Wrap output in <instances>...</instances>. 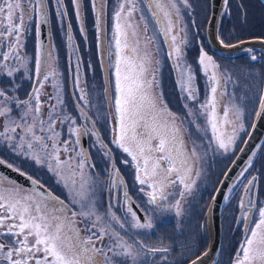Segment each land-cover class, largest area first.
Segmentation results:
<instances>
[{
  "label": "rangeland",
  "instance_id": "374dc122",
  "mask_svg": "<svg viewBox=\"0 0 264 264\" xmlns=\"http://www.w3.org/2000/svg\"><path fill=\"white\" fill-rule=\"evenodd\" d=\"M97 1L94 15L89 0V18L83 7L79 10L78 0H0V159L53 196L44 199L0 177V264H186L209 246L208 206L253 124L264 94V59L250 64L257 57L254 49L247 52L250 62L241 66L209 58L206 67L211 73L206 71L205 90L187 68L188 43L191 52L197 49L194 36L187 41L186 29L205 30L209 0H163L165 12L177 17L179 35L180 27L185 29L179 38H172L169 29L174 23L165 20L162 12L163 31L176 48L173 70L178 86L175 91L173 82L170 88L168 79L164 90L176 94V109H163L173 115L185 137L183 149L194 169L178 210H170L171 203H160L159 209L151 203H135L145 216L141 222L127 203L120 213V203H107L105 195L111 155L116 165L129 170V188L152 190L150 184L154 189L153 180L143 181L145 165L138 155V141L126 140L129 128L123 113L124 102L137 91L131 76L143 71V55L155 54L153 35L137 11L130 10L131 0L122 5L123 12L116 13L111 32L106 26V2ZM259 18L264 25L263 12L259 11ZM42 19L48 26L44 52L40 51ZM82 19L90 21L80 31ZM257 30L264 37V26ZM127 36L135 42H127ZM134 45L132 61L124 49ZM148 68V94L156 96L161 106L156 61ZM70 80L79 108L72 100ZM84 133L90 158L81 146ZM150 145L144 154L154 171L165 165L164 146L156 139ZM256 186L258 203H264V142L224 203L231 195L241 203L246 187L253 193ZM115 187L120 194L119 180Z\"/></svg>",
  "mask_w": 264,
  "mask_h": 264
},
{
  "label": "flooded vegetation",
  "instance_id": "af4514ba",
  "mask_svg": "<svg viewBox=\"0 0 264 264\" xmlns=\"http://www.w3.org/2000/svg\"><path fill=\"white\" fill-rule=\"evenodd\" d=\"M78 1L82 4L79 10L83 7L85 13L88 12V15L91 14L89 12L91 8L89 0ZM125 1L126 0H105V13L108 18L106 26L111 32L114 30L115 23L117 22L116 13L123 12L124 7L122 5H128ZM118 3L121 5L115 7ZM92 5L93 13L96 15L98 1L92 0ZM130 5V10L137 11L142 25L148 28V31L152 33V47L155 54L143 55L142 63H140L143 66V71L136 72L134 77L131 76L134 80L133 89L137 91L133 97H130V100L127 98L123 104L125 122L127 128H129V131H125V135L127 137V142L132 137L138 141V143H136L140 147L138 155L139 157L142 155L141 157H143V163L145 165L142 178L146 183L150 182L149 180H153L154 189L150 184L148 185L152 190L137 187H135V189L129 188L128 185L131 179L129 170L126 167L121 168L119 165H116L114 157L111 155V167L105 196L107 203H120V213L124 211V203H130L129 200L133 203H151V205L157 209H159L158 206H160V203H171L170 210L175 209V211H177L178 203L181 202L180 200L183 199L188 192L194 166L186 159L187 151L183 149V140L185 137L180 134L176 122L173 119V115L167 113L166 109H163V107L170 109V112L176 109L173 103V98L176 94L171 93L168 95L167 91L164 89L167 86L168 79L170 81L169 87H173V82L176 79L174 78L176 72L175 68L173 70V62L174 60L177 61V57L175 58L173 56V52L176 48L169 44L167 36L163 31L162 12L165 13V20L170 18V21L174 23L173 28L169 29V35H171L172 38L174 36L179 38L180 35L185 32V29L180 27L182 33L179 35L177 17L175 18L169 12H165L167 8L163 0H131ZM259 11L264 13V0H226L217 26L218 40L225 45L247 39L264 40L262 32L257 30L262 29L264 26L261 24L262 20L259 18ZM87 21L90 20L82 19L81 23L78 24L80 31L86 29ZM90 24L92 25L91 22ZM186 32L190 37L187 41L191 40L194 36L192 43H195L197 49L196 52H191L192 46L188 47L189 43L187 42V68L191 71L192 75L196 74L197 80L200 81L203 87L205 85V90L207 89L206 71L208 70L209 74L211 73L206 67L209 58L222 60L224 64L235 63L239 66L250 62L251 54L248 55L247 52L226 55L214 51L206 39L205 30L195 31L193 29H186ZM126 38L128 39L127 42H135L130 36ZM91 42L93 46H96L94 41ZM132 47H135V45L126 47L124 53L126 55L129 52V58L133 61L135 59V54L132 51ZM143 48L148 47L144 46ZM180 48H182L181 45ZM254 50L256 51L253 52V55L257 57H255V61L250 62V64L261 63L264 59V52L258 49ZM132 61H129V63ZM152 61H156L155 83L158 87V92H156V94L160 97L161 106L156 96L148 94L151 83L148 78L146 79V74L149 73L147 69H149L148 66ZM164 69H167V71ZM142 81H144V83ZM217 85L219 87L217 89L221 91L222 85L219 81ZM68 86L72 94L74 105L76 108H79L75 100L73 83L71 80L68 82ZM177 87L178 86L175 84L173 89L178 91ZM143 89H145V91H143ZM167 96H169V98ZM226 129H229V127L226 126ZM84 134L86 135V133ZM97 138H101L98 132ZM152 139L163 142L165 158H162L165 165H159L154 168V171H152V167L147 163V159H149L147 154H144L152 148L150 145ZM160 179H163V181H160L163 182V185L159 183ZM116 180H119L122 186L120 194L115 187ZM178 183L180 185V190L178 189ZM167 185L170 186V188L165 190ZM250 189L251 188L247 190L246 187L241 203L235 202V195L230 196L228 203H223L225 205L222 206L221 209V245L216 262L218 264H264V210L262 209L264 203H258L257 186L253 189V193H251L252 189ZM136 206L141 211V207L138 205ZM108 209L112 218L115 219L116 214L113 212V209L110 208V206Z\"/></svg>",
  "mask_w": 264,
  "mask_h": 264
},
{
  "label": "water",
  "instance_id": "95a60500",
  "mask_svg": "<svg viewBox=\"0 0 264 264\" xmlns=\"http://www.w3.org/2000/svg\"><path fill=\"white\" fill-rule=\"evenodd\" d=\"M226 0H209V17L205 27L206 39L210 47L222 54L233 55L241 52L251 53L250 49H258L264 52L263 39H247L230 45L222 44L217 38V26ZM40 51L44 52L48 42V26L45 19L41 20ZM41 72L39 73V78ZM264 142V94L256 112L253 124L241 144L236 155L226 168L210 200L207 210V223L210 230V243L208 248L186 264H213L219 253L221 245V209L228 191L235 184L237 179L258 154ZM81 146L87 158L89 146L86 135L83 134ZM0 177L13 182L44 199H52L53 196L43 185L31 177L15 170L0 159ZM129 206L136 213L141 222H145V216L135 203L129 200Z\"/></svg>",
  "mask_w": 264,
  "mask_h": 264
},
{
  "label": "trees",
  "instance_id": "16d2710c",
  "mask_svg": "<svg viewBox=\"0 0 264 264\" xmlns=\"http://www.w3.org/2000/svg\"><path fill=\"white\" fill-rule=\"evenodd\" d=\"M242 143H243V142H242ZM242 143H241V144H242ZM240 146H241V145H240ZM239 148H240V147H239ZM239 148H238V150H239ZM238 150H237V151H238ZM236 153H237V152H236ZM235 155H236V154H235ZM235 155H234V156H235ZM233 158H234V157H233ZM233 158H232V159H233ZM232 159L230 160V162L232 161ZM230 162H229V164H230ZM229 164H228V165H229ZM227 167H228V166H227ZM227 167H226V168H227ZM225 170H226V169H224V172H225ZM224 172H223V174H224ZM223 174H222V175H223ZM221 177H222V176H221ZM220 179H221V178H220ZM219 181H220V180H219ZM218 183H219V182H218ZM217 185H218V184H217ZM216 187H217V186H216ZM216 187H215V189H216ZM213 192H214V191H213ZM212 194H213V193H212ZM216 264H218V263H216Z\"/></svg>",
  "mask_w": 264,
  "mask_h": 264
}]
</instances>
